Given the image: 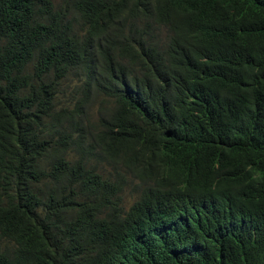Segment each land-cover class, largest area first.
<instances>
[{"label":"trees","instance_id":"16d2710c","mask_svg":"<svg viewBox=\"0 0 264 264\" xmlns=\"http://www.w3.org/2000/svg\"><path fill=\"white\" fill-rule=\"evenodd\" d=\"M152 2L174 10L155 46L134 56L94 33L75 41L63 6L0 0V264L105 263L102 241L123 220L100 205L122 175L115 153L128 157L137 200L152 190V162L178 205L202 203L183 209L195 212L198 240L176 253L156 247L142 264H264V0ZM112 50L137 78L132 89L91 64L90 52L109 62ZM68 65L75 85L98 81L107 100L97 113L59 108L52 83ZM65 129L77 135L59 140ZM214 180L225 182L220 195ZM155 205L150 196L140 212Z\"/></svg>","mask_w":264,"mask_h":264},{"label":"clouds","instance_id":"9594fccd","mask_svg":"<svg viewBox=\"0 0 264 264\" xmlns=\"http://www.w3.org/2000/svg\"><path fill=\"white\" fill-rule=\"evenodd\" d=\"M22 1L37 9L43 8L48 2L56 9L63 6L66 8L64 24H72L69 31L75 41L80 43L86 39L83 35L89 37L94 33L100 40L105 39L112 46L119 40L125 54L134 56H139L141 50L155 46L160 29L164 32L161 22L170 17L174 10V2L157 8L152 0H148V11L139 10L136 0H59L56 3L53 0ZM69 52L73 53L71 50L67 53ZM90 56L91 64L100 73L113 67L120 88L132 89L137 78L118 70V65L124 63L119 50L111 51L109 62L103 55L90 52ZM70 67L71 65H68L62 80L52 83L51 92H57L55 96L60 102L59 108L73 111L82 109L84 113L89 104L90 110L97 113L102 107V102L107 100L105 94L98 92V81L92 78L85 85H75V78L69 73ZM76 135L77 132L65 129L57 137L59 140L72 139ZM127 160L128 157H122L119 153L113 154L112 170L122 175L100 201L105 218V212H118L123 217L116 233L108 241H102L106 244L103 264H142L156 247L168 253H176L181 247H186L188 241L198 240L200 231L194 222L195 212L184 214L183 209L193 207L196 211L197 206H202L199 199L191 196L186 204L178 205L174 189L166 180L167 172H161L156 163L151 162L152 190L145 199L137 200L135 194L127 187L128 184L137 183L136 176L126 170ZM85 175L79 173L78 182ZM211 186L212 190H219L220 195L221 189L225 188V182L214 180ZM150 196H153L156 205L150 208V217H146L140 211ZM116 219L110 221L109 226ZM6 223H9V220ZM5 226L6 230L0 238L9 230V225ZM97 233L96 225L87 229L88 247L97 243Z\"/></svg>","mask_w":264,"mask_h":264},{"label":"rangeland","instance_id":"374dc122","mask_svg":"<svg viewBox=\"0 0 264 264\" xmlns=\"http://www.w3.org/2000/svg\"><path fill=\"white\" fill-rule=\"evenodd\" d=\"M55 3L58 2L59 0H53Z\"/></svg>","mask_w":264,"mask_h":264}]
</instances>
